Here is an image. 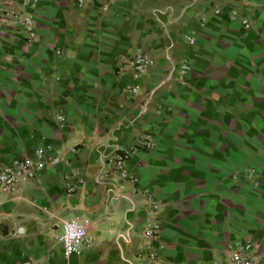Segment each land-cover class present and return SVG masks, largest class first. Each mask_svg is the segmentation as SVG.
Wrapping results in <instances>:
<instances>
[{
    "label": "crops",
    "instance_id": "1",
    "mask_svg": "<svg viewBox=\"0 0 264 264\" xmlns=\"http://www.w3.org/2000/svg\"><path fill=\"white\" fill-rule=\"evenodd\" d=\"M44 147L58 163L0 195V264H208L244 239L264 264V0H0V165ZM116 150L125 177L100 173Z\"/></svg>",
    "mask_w": 264,
    "mask_h": 264
},
{
    "label": "built area",
    "instance_id": "2",
    "mask_svg": "<svg viewBox=\"0 0 264 264\" xmlns=\"http://www.w3.org/2000/svg\"><path fill=\"white\" fill-rule=\"evenodd\" d=\"M27 3H32L35 0H25ZM81 2V0H78ZM18 18V15L15 14ZM235 17L232 16V19ZM20 25L27 31L26 39L27 41L34 40V33L31 30L32 19L23 15L22 19L18 18ZM239 21L244 28L249 27V23L243 17H239ZM189 42L193 39L189 38ZM152 63V59L147 55L137 52L131 57V77L136 80L139 77L140 72L148 65ZM189 70L187 63L182 62L179 64V69L177 77L182 79L186 72ZM137 86L133 85L131 87L132 91H135ZM146 103V102H145ZM145 106V105H144ZM58 120H62V115H57ZM142 149L150 150L154 146V141L152 136L149 134L143 135L141 137V142L139 143ZM49 147L39 148L35 151L34 158H22L10 161L8 163L0 165V195L2 194H15L18 193L21 185L30 183L39 170L44 169L47 165H55L58 163L60 157L58 154L50 153ZM133 150V149H132ZM131 151L128 150H116L110 159L112 168L107 169L104 167L100 168V173L108 174L109 172L118 173L120 176L125 177V171L123 169V164L125 160L130 155ZM132 182L136 181L134 175H127L126 177ZM67 192H72L74 185L68 184ZM144 201L143 203L148 207V210L156 211L159 208L158 202L154 199L153 195L149 191H144ZM87 225L88 219L79 214H74L71 218L65 219L61 223V233L57 236V241L62 246V253L64 256L76 253L80 250L82 245L89 241L87 236ZM157 231V225L155 222L148 223L142 229V234L148 238H153ZM153 256V253L150 252ZM256 258L253 251V242L249 239L239 240L233 243V246L229 253L220 258L214 259L208 264H256ZM22 264H31L29 259L23 261Z\"/></svg>",
    "mask_w": 264,
    "mask_h": 264
},
{
    "label": "rangeland",
    "instance_id": "3",
    "mask_svg": "<svg viewBox=\"0 0 264 264\" xmlns=\"http://www.w3.org/2000/svg\"><path fill=\"white\" fill-rule=\"evenodd\" d=\"M23 15H25V14L22 13L20 16H18V18H19V19H22V16H23ZM140 142H141V139L139 138V139H138V143H140ZM251 171H252V170L250 169L248 175H251ZM249 179L252 180V181L254 182V181L256 180V175L253 174V175L249 176ZM158 204H159V203H158ZM252 242H253V240H252ZM254 243H255V242H253V245H254ZM220 258H221V257H218L217 259H220ZM204 264H205V263H204Z\"/></svg>",
    "mask_w": 264,
    "mask_h": 264
}]
</instances>
